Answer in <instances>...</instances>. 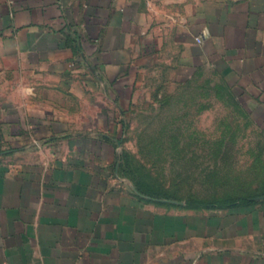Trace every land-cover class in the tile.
Instances as JSON below:
<instances>
[{
    "label": "crops",
    "instance_id": "0c3cea01",
    "mask_svg": "<svg viewBox=\"0 0 264 264\" xmlns=\"http://www.w3.org/2000/svg\"><path fill=\"white\" fill-rule=\"evenodd\" d=\"M197 73L264 117V0H0V264H264V203L173 206L113 176L138 92ZM85 91L102 113H64Z\"/></svg>",
    "mask_w": 264,
    "mask_h": 264
},
{
    "label": "rangeland",
    "instance_id": "374dc122",
    "mask_svg": "<svg viewBox=\"0 0 264 264\" xmlns=\"http://www.w3.org/2000/svg\"><path fill=\"white\" fill-rule=\"evenodd\" d=\"M162 76L139 91L129 107L117 139L113 176L173 206L238 199L264 203L260 109L237 99L213 74L197 73L184 82ZM81 93L62 96L64 113H102L103 105L83 102L93 97L102 104V93Z\"/></svg>",
    "mask_w": 264,
    "mask_h": 264
},
{
    "label": "trees",
    "instance_id": "16d2710c",
    "mask_svg": "<svg viewBox=\"0 0 264 264\" xmlns=\"http://www.w3.org/2000/svg\"><path fill=\"white\" fill-rule=\"evenodd\" d=\"M235 204H252L250 203L247 199H238V200H234V201H224V202H221L219 203V205H205V206H201V205H195V206H188L190 208H200V207H210V206H216V207H219V208H228L232 205H235Z\"/></svg>",
    "mask_w": 264,
    "mask_h": 264
},
{
    "label": "built area",
    "instance_id": "2783aa9c",
    "mask_svg": "<svg viewBox=\"0 0 264 264\" xmlns=\"http://www.w3.org/2000/svg\"><path fill=\"white\" fill-rule=\"evenodd\" d=\"M195 40L197 43H202L201 37H196Z\"/></svg>",
    "mask_w": 264,
    "mask_h": 264
}]
</instances>
